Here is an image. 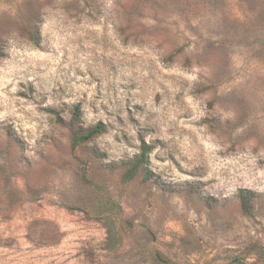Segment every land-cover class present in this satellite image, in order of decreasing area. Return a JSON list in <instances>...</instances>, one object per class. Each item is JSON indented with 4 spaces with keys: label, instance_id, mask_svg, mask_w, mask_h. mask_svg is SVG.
<instances>
[{
    "label": "rangeland",
    "instance_id": "rangeland-1",
    "mask_svg": "<svg viewBox=\"0 0 264 264\" xmlns=\"http://www.w3.org/2000/svg\"><path fill=\"white\" fill-rule=\"evenodd\" d=\"M0 264H264V0H0Z\"/></svg>",
    "mask_w": 264,
    "mask_h": 264
},
{
    "label": "trees",
    "instance_id": "trees-1",
    "mask_svg": "<svg viewBox=\"0 0 264 264\" xmlns=\"http://www.w3.org/2000/svg\"><path fill=\"white\" fill-rule=\"evenodd\" d=\"M81 118V106L77 104L74 107L71 122H72V144L74 147L81 145L82 143L89 142L93 140L98 135L105 131V124L100 121L93 127L84 128L79 126V120ZM150 152V147L146 143L141 144L140 155L132 167L133 173H135L140 167L145 166L148 163V153ZM238 196L242 202V206L248 210L250 208L252 192L247 189H240Z\"/></svg>",
    "mask_w": 264,
    "mask_h": 264
}]
</instances>
